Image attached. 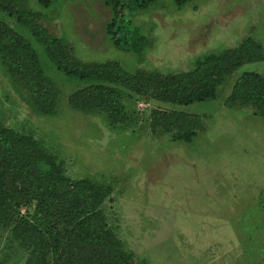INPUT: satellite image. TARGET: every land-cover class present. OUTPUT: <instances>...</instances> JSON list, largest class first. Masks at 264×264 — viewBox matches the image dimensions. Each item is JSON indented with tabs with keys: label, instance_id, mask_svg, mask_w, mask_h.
<instances>
[{
	"label": "rangeland",
	"instance_id": "rangeland-1",
	"mask_svg": "<svg viewBox=\"0 0 264 264\" xmlns=\"http://www.w3.org/2000/svg\"><path fill=\"white\" fill-rule=\"evenodd\" d=\"M20 2L39 12L78 60L116 62L131 74L189 72L249 38L264 49V0H157L146 9L126 0L116 41L107 33L114 13L106 0H64L47 9ZM9 23L17 27L16 18ZM246 71L264 76V61L242 66L215 100L182 108L203 123L186 144L151 127L154 111L171 109L163 103L135 98L129 123L118 127L100 113L73 110L67 100L74 85L56 69L47 73L60 90L59 106L42 114L0 61V125L34 134L72 179L113 187L106 213L138 264H264V116L226 105ZM7 237L0 230V264H26L21 249L7 248Z\"/></svg>",
	"mask_w": 264,
	"mask_h": 264
},
{
	"label": "trees",
	"instance_id": "trees-1",
	"mask_svg": "<svg viewBox=\"0 0 264 264\" xmlns=\"http://www.w3.org/2000/svg\"><path fill=\"white\" fill-rule=\"evenodd\" d=\"M37 1L47 9L64 0ZM125 1L106 0L114 13L107 26L113 41ZM129 1L146 9L157 0ZM174 1L183 6L192 0ZM20 3L0 0V61L45 115L55 114L60 102V90L47 73L50 68L74 85L67 100L73 110L100 113L118 127L129 123L135 98L163 103L171 109L154 111L151 127L172 133L176 142L192 144L203 127L202 119L182 108L215 100L222 85L242 66L264 61V49L249 38L177 74H131L116 62L85 64L74 56L67 40L42 25L39 12L28 11ZM11 18L17 19L18 28L10 26ZM23 31L44 55L39 56L40 50ZM132 39L137 49L142 42L139 33ZM226 105L252 107L264 116V76L244 72ZM64 165L31 132L0 125V230L8 234L7 248L21 249L26 264H138L106 213L113 187L90 178L72 179Z\"/></svg>",
	"mask_w": 264,
	"mask_h": 264
}]
</instances>
